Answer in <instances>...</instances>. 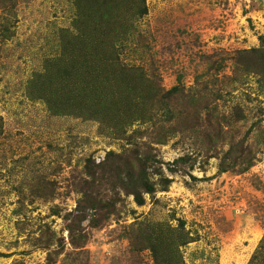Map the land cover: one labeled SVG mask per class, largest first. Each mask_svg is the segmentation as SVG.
Returning a JSON list of instances; mask_svg holds the SVG:
<instances>
[{
  "label": "rangeland",
  "instance_id": "1",
  "mask_svg": "<svg viewBox=\"0 0 264 264\" xmlns=\"http://www.w3.org/2000/svg\"><path fill=\"white\" fill-rule=\"evenodd\" d=\"M145 6L107 73L139 67L160 97L180 90L171 122L159 99L155 121L124 136L28 97L75 34L73 0H0V264H155L152 249L169 264H249L258 252L264 0Z\"/></svg>",
  "mask_w": 264,
  "mask_h": 264
},
{
  "label": "trees",
  "instance_id": "2",
  "mask_svg": "<svg viewBox=\"0 0 264 264\" xmlns=\"http://www.w3.org/2000/svg\"><path fill=\"white\" fill-rule=\"evenodd\" d=\"M73 4L75 34L69 31L62 34L61 58L48 65L51 71L45 76L36 78L37 84L29 99L43 101L47 111L54 115L93 120L124 136L135 122L155 121L157 113L152 110L159 99L165 105L161 107L159 103L158 110H163V118L171 122L170 97L180 90L179 85L161 93L160 97L161 89L151 88L139 67L132 77L125 65H121V70L126 71L122 76L107 73L120 66L118 58L129 46L127 42L139 34L134 26L146 14L145 0H73ZM150 101L153 103L148 108L143 107ZM140 173L141 187L152 191L154 184H150L148 174L144 170ZM137 201H142L140 196ZM263 248L264 240L249 264L262 263L259 256ZM152 252L155 264L170 263L167 254L154 249ZM175 264L182 262L177 260Z\"/></svg>",
  "mask_w": 264,
  "mask_h": 264
}]
</instances>
